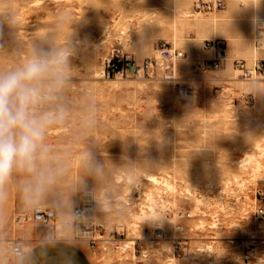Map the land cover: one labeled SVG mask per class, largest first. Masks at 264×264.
Instances as JSON below:
<instances>
[{
    "label": "rangeland",
    "instance_id": "374dc122",
    "mask_svg": "<svg viewBox=\"0 0 264 264\" xmlns=\"http://www.w3.org/2000/svg\"><path fill=\"white\" fill-rule=\"evenodd\" d=\"M194 1L0 0V8L18 21L17 29L3 25L0 44L8 54L0 55V69L22 59L12 52L23 44L26 51L37 36L55 29L62 13L72 18L73 39L79 42L72 58L73 95L90 92L96 101L94 137L100 146L92 145L94 156L107 163L125 209L123 216L107 219L93 211L100 220L96 241L86 239L81 245L94 264H264V220L254 216L255 192L264 183V156L251 150L255 141L264 145V95L248 94L251 82L264 88V80H246L235 66L236 60L251 67L264 58V50L252 44L254 24L264 19V0H227L226 9L201 13L194 11ZM173 2L181 12L174 13ZM156 21L160 24L153 30ZM70 31L66 26L58 43ZM216 40L222 41L225 58L218 70H211L202 65L213 57L204 42ZM163 48L183 53L170 77L160 66L152 75L109 78L114 50L141 65L154 58L161 64ZM179 85L190 86V94H180ZM242 95L251 96L250 103H237ZM61 139L55 131L49 137L54 146ZM127 161L137 163L139 177V187L131 191ZM77 175L74 166L69 182ZM87 184L94 187L91 178ZM81 196L73 197L75 207ZM17 205L12 225L33 228V242L55 223L23 212L18 199ZM188 207L194 208L192 217L184 215ZM153 212L164 213L165 221L143 222ZM26 215L31 219L25 220ZM248 249L254 254H247Z\"/></svg>",
    "mask_w": 264,
    "mask_h": 264
},
{
    "label": "clouds",
    "instance_id": "9594fccd",
    "mask_svg": "<svg viewBox=\"0 0 264 264\" xmlns=\"http://www.w3.org/2000/svg\"><path fill=\"white\" fill-rule=\"evenodd\" d=\"M5 23L18 28L14 13L0 8V38ZM72 25L71 16L62 13L55 29L37 36L26 51L23 44L22 50L12 52L23 55L22 59L0 69V264H36L37 249L45 255L57 245L74 247L90 238L84 228L100 220L75 210L77 194L90 196L105 219L125 212L107 163L94 156L92 145L100 146L94 137L99 123L96 101L90 92L78 98L73 95L72 58L79 42L73 39ZM66 26L71 31L58 43V34ZM4 54L8 53L0 44V55ZM248 94L264 95V88L253 81ZM54 131L62 136L55 146L49 140ZM136 164H124L129 191L139 187ZM74 166L78 175L69 182ZM88 178L94 181L91 189ZM13 194L23 212L37 221L46 214L55 222L35 242L10 236L4 209ZM164 217L162 212L154 213L143 222Z\"/></svg>",
    "mask_w": 264,
    "mask_h": 264
},
{
    "label": "built area",
    "instance_id": "2783aa9c",
    "mask_svg": "<svg viewBox=\"0 0 264 264\" xmlns=\"http://www.w3.org/2000/svg\"><path fill=\"white\" fill-rule=\"evenodd\" d=\"M227 0H196L193 4V9L195 12H211L215 10H223L226 7ZM219 44H223L222 41H205L204 46L206 48H214L213 57L203 61L202 65L211 69L218 70L222 65L225 58V50ZM253 48L256 50H264V19H259L254 24V34H253ZM163 51L162 63L154 59H147L141 65L133 63V61L125 56L120 50H114L110 58L108 59V76L123 78L125 76H138L140 74L147 73L152 75L155 72V69L162 66L164 67L165 74L167 77H170L171 67L177 59H180L183 56V53L172 48H163L160 49ZM121 64L119 68L118 64ZM235 66L240 72V75L246 80H264V58H258L254 61L251 67H247L245 62L242 60H236ZM178 90L180 94L187 95L190 94V86L179 85ZM251 96L245 95L236 98L237 103L248 104L250 103ZM256 196L258 198V205L256 206L254 216L256 219L264 220V183L256 189ZM93 202L88 198H82L80 204L75 207L77 212H82L86 216L93 218ZM184 215L186 217H192L194 215V208L188 207ZM25 220H29V215L24 216ZM39 218H44L49 221V218L46 214H40ZM22 216L17 218L18 223H23ZM84 231L89 233L90 238L88 240L90 243L96 241L95 238V226H88L84 228ZM162 233L159 232L157 237H162ZM175 249V248H174ZM254 249H248L247 254L252 255ZM251 252V253H250ZM248 256H246L247 258Z\"/></svg>",
    "mask_w": 264,
    "mask_h": 264
},
{
    "label": "crops",
    "instance_id": "0c3cea01",
    "mask_svg": "<svg viewBox=\"0 0 264 264\" xmlns=\"http://www.w3.org/2000/svg\"><path fill=\"white\" fill-rule=\"evenodd\" d=\"M17 207V197L15 194H13L8 200L4 209L6 216V227L10 233V236L12 238L24 237L30 238L32 240V236L35 233L33 228L26 226L25 230H17L12 225L13 216L17 211ZM36 264H94V261L88 250L81 244L74 247H66L61 244L49 249L45 255H40L39 249H37Z\"/></svg>",
    "mask_w": 264,
    "mask_h": 264
},
{
    "label": "bare ground",
    "instance_id": "6f19581e",
    "mask_svg": "<svg viewBox=\"0 0 264 264\" xmlns=\"http://www.w3.org/2000/svg\"><path fill=\"white\" fill-rule=\"evenodd\" d=\"M235 1H236V0H235ZM244 2H245V1H244ZM173 3H174V2H173ZM173 3H172V4H173ZM172 7H173V10H174V13H175V12L177 13V12H179V11L181 12V7H180L179 5H177L176 3H174V5H173ZM182 7H183V6H182ZM173 10H172V11H173ZM197 13H199V12H197ZM181 15H182L183 18H187V17L190 16V15H187L186 13H185V14L182 13ZM196 16H197V15H196ZM216 16H217V15H216ZM214 17H215V16H214ZM217 17H218V16H217ZM153 18H154V17H153ZM218 18H219V17H218ZM216 19H217V18H213V19H212V22L214 23V25H215V22H217ZM225 19H227V18H225ZM155 20H156V19H153V21H155ZM182 20H183V19H182ZM208 20H209V19H208ZM210 20H211V19H210ZM151 21H152V20H151ZM149 22H150V21H149ZM200 22H201V21H200ZM149 24H150V23H149ZM158 24H160V21H156V22H154V23L151 25V28H153V30H154L155 27H156ZM210 24H211V23H210ZM210 24H209V26L211 27L212 24H211V25H210ZM203 25H204V24H203ZM207 25H208V24H207ZM197 26H198V25H197ZM199 26H200V25H199ZM204 26H205V25H204ZM209 26H208V27H209ZM176 27H177V24H176ZM210 27H209V28H210ZM151 30H152V29H151ZM176 31H177V30H176ZM216 31H217V30H216ZM210 33H211V35H212V32H210ZM215 34H216V32L214 33V35H215ZM241 35H242V32H241ZM214 37H216V36H214ZM210 49L214 51V48H213V47H211ZM211 50H210V51H211ZM160 53H161V56H163V51L160 52ZM206 53H207V51H206ZM212 53H213V52H212ZM210 54H211V53H210ZM204 56H205V55H204ZM211 57H212V54H211ZM203 58H204V57H203ZM205 58H206V57H205ZM206 59H208V58H206ZM209 59H210V57H209ZM177 65H178V64H177ZM174 66H175V65H174ZM174 66H173V67H174ZM181 66H182V65H181ZM176 67H178V66H176ZM176 67H175V68H176ZM181 68H182V69H185V66H182ZM177 72H178V71H177ZM175 74H176V73H175ZM174 78H175V77H174ZM169 79H170V78H169ZM248 87H249V86H248ZM248 87L245 86L246 89H247ZM186 96H188V94H187ZM262 141H264V140H262ZM251 150H252V151L257 150V151H259V155H260V156H264V145L261 144V141H255L254 144L251 146ZM257 155H258V154H257ZM253 156H254V155H253ZM250 157L252 158V154L249 156V158H250ZM245 158H246V157H245ZM254 158H255V157H254ZM242 160L244 161V159H242ZM248 161H249V160H248ZM238 163H239V162H238ZM246 163H247V162H246ZM256 163H257V167H259L260 164H259L258 162H256ZM240 164H241V163H240ZM241 165H242V164H241ZM241 165H239V166H241ZM241 167H242V166H241ZM244 168H245V167H244ZM240 169H241V168H240ZM246 169H247V168H246ZM246 169H245V170H246ZM257 169H258V168H257ZM259 170H260V169H259ZM153 176H154V175H153ZM153 176H149V177L151 178L152 181H155L156 183H158V182H159L158 179L154 178ZM150 178H149V179H150ZM119 180H121L120 177H119ZM151 180H150V181H151ZM164 180H165V179H164ZM158 184H159V183H158ZM166 185H167V184H166ZM168 185H169V184H168ZM83 197L88 198L90 201L93 202V208H92V209H93V211L95 212L96 217L100 216V213H101V212L98 210L97 205L95 206V201H94L90 196H81V200H82ZM151 199H152V197H151ZM80 202H81V201H80ZM79 204H80V203H79ZM95 207H96V210H95ZM145 212H146V211H145ZM154 213H155V212H153V213L150 214V215H153ZM101 214H102V213H101ZM148 215H149V214H148ZM30 219H31V218H30ZM102 219H103V218H102ZM162 220L165 221L164 218H163ZM163 221H162V222H163ZM132 224H133V223H132ZM132 224H131V225H132ZM163 224H164V223H163ZM163 226H164V225H163ZM131 227H132V226H131ZM252 238H253V237H252ZM249 239H250V238H249ZM131 242H132V241H131ZM134 242H135V241H134ZM232 242H233V241H232ZM152 243H153V242H152ZM124 245H125V243H124ZM131 246H132V245H131ZM129 247H130V246H129ZM161 249H162V248H161ZM168 249H169V248H168ZM125 250H126V249H125ZM159 252H160V251H159ZM251 252H253V251H251ZM251 252H250V253H251ZM253 254H254V253H253ZM167 260H168V259H167ZM168 261H169V260H168ZM172 261H173V260H171V262H172Z\"/></svg>",
    "mask_w": 264,
    "mask_h": 264
},
{
    "label": "water",
    "instance_id": "95a60500",
    "mask_svg": "<svg viewBox=\"0 0 264 264\" xmlns=\"http://www.w3.org/2000/svg\"><path fill=\"white\" fill-rule=\"evenodd\" d=\"M118 66H119V68H120V67H121V64L119 63Z\"/></svg>",
    "mask_w": 264,
    "mask_h": 264
}]
</instances>
